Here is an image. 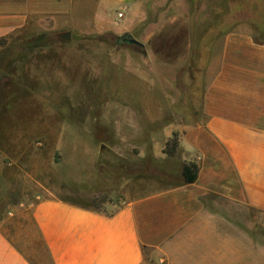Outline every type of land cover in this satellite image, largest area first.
I'll list each match as a JSON object with an SVG mask.
<instances>
[{"label": "crops", "instance_id": "0c3cea01", "mask_svg": "<svg viewBox=\"0 0 264 264\" xmlns=\"http://www.w3.org/2000/svg\"><path fill=\"white\" fill-rule=\"evenodd\" d=\"M146 1L0 0V40L64 23L129 32L146 24ZM123 9L117 28L113 12ZM214 48L200 115L179 138L178 174L193 162L196 180L144 187L142 179L123 178L116 201L96 210L62 199L45 168L32 196L0 223V264H264V41L242 24ZM186 58L177 50L158 61Z\"/></svg>", "mask_w": 264, "mask_h": 264}, {"label": "rangeland", "instance_id": "374dc122", "mask_svg": "<svg viewBox=\"0 0 264 264\" xmlns=\"http://www.w3.org/2000/svg\"><path fill=\"white\" fill-rule=\"evenodd\" d=\"M214 1L147 0L149 29L137 24L129 32L96 33L78 29V23L54 30L48 24L47 30L16 34L0 48V200L6 202L0 223L14 203L32 196L45 168L50 188L62 199L100 210L116 201L123 178L110 176V169L119 159L146 160L178 174L179 147L173 157L163 150L174 136L179 142L185 126L200 115L203 74L214 45L242 24L257 42L264 41V16L254 17L255 26L235 23L214 41L207 61L191 66V13L196 9L197 22H203ZM124 19L114 21L117 28ZM42 33H50V47L21 50L22 42ZM65 33L68 42L60 38ZM80 35L90 40L74 41ZM125 36L144 47L116 42ZM177 50L185 62L158 61ZM95 125L105 135L93 131ZM31 171L32 178L26 175ZM126 179H142L144 187L153 180L169 185L155 177ZM254 231L261 232L257 224Z\"/></svg>", "mask_w": 264, "mask_h": 264}, {"label": "trees", "instance_id": "16d2710c", "mask_svg": "<svg viewBox=\"0 0 264 264\" xmlns=\"http://www.w3.org/2000/svg\"><path fill=\"white\" fill-rule=\"evenodd\" d=\"M208 19L203 22H197L196 9L191 13L190 17V27H191V61L190 65L194 66L197 61H207L209 57L210 48L212 47L214 41L227 33L229 29L235 23L241 21L251 22L254 26L257 22L254 17L264 16V0H215L212 4L208 6ZM196 18V20H195ZM260 32L263 30L258 28ZM101 36H96V39ZM126 37V38H125ZM122 38H115L116 42L121 41L127 43L125 36ZM88 36L80 35L74 41L76 42H86L89 41ZM115 42V43H116ZM0 44L4 45L5 42L0 40ZM52 44V38L50 33L39 34L26 42L21 43V50L35 51L40 48H48ZM7 65V63H4ZM101 135H105V130H101L100 126L95 125ZM102 131V132H101ZM105 140L101 139L96 142H103ZM179 147V142L175 136L166 143L163 153L167 157H173ZM119 163L116 166L111 167L110 176H117L119 178H131V177H155L160 181L167 183L169 185H182L193 183L197 178L198 166L193 162L184 163L181 168L180 174H172L168 171L160 169L151 162H146V160H136L135 162H129L125 159H119ZM6 207V202L0 200V216ZM98 210L97 208H94Z\"/></svg>", "mask_w": 264, "mask_h": 264}, {"label": "water", "instance_id": "95a60500", "mask_svg": "<svg viewBox=\"0 0 264 264\" xmlns=\"http://www.w3.org/2000/svg\"><path fill=\"white\" fill-rule=\"evenodd\" d=\"M60 38L62 39V40H65V41H69L70 40V33H65V34H62L61 36H60ZM127 40V43H129V44H132V45H135V46H139V47H141V48H143L144 47V45L141 43V42H139V41H137V40H135V39H133V38H129V39H126Z\"/></svg>", "mask_w": 264, "mask_h": 264}, {"label": "built area", "instance_id": "2783aa9c", "mask_svg": "<svg viewBox=\"0 0 264 264\" xmlns=\"http://www.w3.org/2000/svg\"><path fill=\"white\" fill-rule=\"evenodd\" d=\"M116 16H117V19L120 21L123 19V16H124V9L123 10H120L116 13Z\"/></svg>", "mask_w": 264, "mask_h": 264}]
</instances>
